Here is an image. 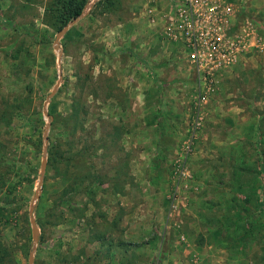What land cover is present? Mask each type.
Instances as JSON below:
<instances>
[{
    "label": "rangeland",
    "instance_id": "374dc122",
    "mask_svg": "<svg viewBox=\"0 0 264 264\" xmlns=\"http://www.w3.org/2000/svg\"><path fill=\"white\" fill-rule=\"evenodd\" d=\"M98 1L59 39V59L50 0H0V241L12 264L33 249L34 264H264V0H228L262 46L210 89L164 39L173 0L92 13ZM74 111L83 127L70 141Z\"/></svg>",
    "mask_w": 264,
    "mask_h": 264
},
{
    "label": "built area",
    "instance_id": "2783aa9c",
    "mask_svg": "<svg viewBox=\"0 0 264 264\" xmlns=\"http://www.w3.org/2000/svg\"><path fill=\"white\" fill-rule=\"evenodd\" d=\"M173 3V12L163 27L164 39L181 47L191 71L199 82H207V89L213 77L233 67L247 49L262 46L261 37L240 32L238 10L228 0H173Z\"/></svg>",
    "mask_w": 264,
    "mask_h": 264
},
{
    "label": "trees",
    "instance_id": "16d2710c",
    "mask_svg": "<svg viewBox=\"0 0 264 264\" xmlns=\"http://www.w3.org/2000/svg\"><path fill=\"white\" fill-rule=\"evenodd\" d=\"M120 3H121L120 0H99L94 5V8L91 11L93 13L96 9H100L101 13H113L118 9ZM86 4H87V0H50L49 5L45 8V16L49 18L48 19L49 21L46 24L50 25L56 32H59L67 23H69L71 20L75 19L76 17L82 14ZM4 22H6L8 25L11 23L6 18L4 19ZM70 118L74 119L73 129L72 132L70 133V141H71V139H73L75 132L78 129V126L82 128L83 125L82 124L78 125V123L80 122H78L79 118L77 111H74V113L70 115ZM51 158L56 159L53 156V154L51 155ZM71 166L74 165H73V157L70 156V167ZM32 174L35 175L36 171L34 170ZM34 175H31L30 172L28 173L29 178H32V176ZM29 181H31L30 183H32V180ZM6 185H7V181L5 177L0 175V189L5 187ZM88 188H87L88 190L91 189V187ZM117 190L118 189L116 187L115 191ZM261 202L262 201L259 200V205L262 204ZM4 204L6 203L0 200V206L2 207L1 209L6 207ZM7 204L11 205L12 201L11 202L9 201ZM13 255H14V249L12 248V246L10 245L4 246L0 241V264H9V263L12 264Z\"/></svg>",
    "mask_w": 264,
    "mask_h": 264
},
{
    "label": "water",
    "instance_id": "95a60500",
    "mask_svg": "<svg viewBox=\"0 0 264 264\" xmlns=\"http://www.w3.org/2000/svg\"><path fill=\"white\" fill-rule=\"evenodd\" d=\"M94 4L95 3L93 2V5ZM84 17H85V14L82 13L81 15H79L78 17H76L75 19L71 20L59 32H57V34L55 36L54 46L53 47H54V50L58 53L59 59L63 55V51H62V49L60 48V45H59V39L64 34H66L77 22H79ZM61 79H62V76L60 75L59 76V79H58L56 85L54 86L53 90L51 91L49 97L46 99L44 107L47 105L50 97L53 96L56 93V91L58 90V88L60 86V83H61ZM44 115L47 116V117H49L50 122L53 120V118L48 115V113H47L46 110H44ZM49 126H50V124L48 123V125H46V128L44 130L45 148H44V151H43L41 168H40V179L38 181V185H37V188H36V191H35V194H34V201H39V199H40V191H41V187H42V183H43V175H44L45 167H46V164H47L46 153H47V143H48L47 134H48ZM34 210H35L34 207H30V210H29V213L28 214H29L30 224H31V228H32V240H33V244L34 245H37V243L39 242V239H40V231H39L38 225L36 223V219L34 217ZM28 264H34V249L29 252Z\"/></svg>",
    "mask_w": 264,
    "mask_h": 264
}]
</instances>
